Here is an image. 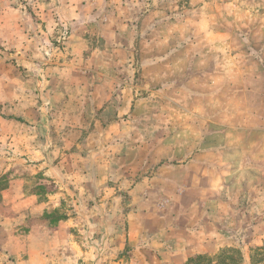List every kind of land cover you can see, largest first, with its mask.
<instances>
[{
	"label": "rangeland",
	"instance_id": "374dc122",
	"mask_svg": "<svg viewBox=\"0 0 264 264\" xmlns=\"http://www.w3.org/2000/svg\"><path fill=\"white\" fill-rule=\"evenodd\" d=\"M0 1L48 23L37 36L26 20L0 45V264H169L171 253L146 245L142 228L176 236L168 212L181 204L165 207L176 190L160 168L188 161L198 144L226 150L196 157L227 166L231 191L245 198V214H216L225 216V235L202 253L234 247L252 264L264 244L258 0L215 10L211 27L191 26L192 0H132L134 10L113 1L112 20L104 12L65 17L66 0ZM258 195L261 203L250 199Z\"/></svg>",
	"mask_w": 264,
	"mask_h": 264
},
{
	"label": "crops",
	"instance_id": "0c3cea01",
	"mask_svg": "<svg viewBox=\"0 0 264 264\" xmlns=\"http://www.w3.org/2000/svg\"><path fill=\"white\" fill-rule=\"evenodd\" d=\"M113 1L121 5L126 3V1L123 0H66L62 3V7L65 10V17H71L72 13L73 17L81 16V18H89L90 12H94L92 16L104 12L107 15V20H112L113 18L115 19L113 15L114 8L111 7L114 4ZM131 1L132 0H127L128 3H126V6H129L130 10H134V6L131 4L133 2ZM246 1L247 0L242 1L243 3H235V0H192L188 7H186L190 13V24L191 26H199V24L203 25L204 22H206L205 26L211 27L214 25L216 19L214 14L215 10H226L231 9V7H238V10H244V8L248 7ZM24 7L25 6L17 2L13 4L10 1H0V45H9V42L12 43V36L8 39L10 31L16 28L15 30L18 29L21 34V32H23L22 25L29 19L35 29H38L36 31L37 36H39L40 31V36H42L43 33L46 34L48 23L44 24L43 21L45 17L41 20L42 23L40 25L37 18V20L32 19L33 17L31 14L28 16ZM181 7H185V5L182 6L178 4V8ZM254 9L263 13L264 1L258 0ZM200 11L203 13L198 15L197 12ZM48 13L49 4L46 5L45 15H48ZM129 22L133 24L135 20H130ZM50 29H53L51 24L49 26V30ZM14 34L15 36L18 35L17 32H14ZM21 37L22 36H19L18 40L16 39V54H22V52H24L22 47L24 46L25 38ZM28 39L29 34L26 40ZM196 39L197 36L191 33L188 35V41L186 42L188 44H194ZM25 52H27V50H25ZM205 137L208 139L211 136L207 132ZM198 145L192 146L186 150V152L188 151L191 155L188 161L186 160V162H182L181 164L163 165V167L160 168L162 171H170L169 175L163 177L164 179L162 180L167 185L174 186L176 190L175 195H167L165 197V207L171 202H179L181 204L178 210L176 209L173 213L168 212V214H176L175 225L178 231L176 236L171 234L172 231H168L166 227H160L158 231L150 232L149 228H146L145 222L142 228V236L145 237V239H142L145 242L147 241L146 245L150 244V247H152L153 250H157L159 253L165 250L167 254L169 252L171 253L172 257H170L171 260L169 264H184L190 256L219 248L221 244L217 239L219 237H224L226 222L225 216L216 214H245L244 208L240 206V202H243L242 204L245 203L242 201V199L245 198L241 196L240 193L231 191L232 184L224 173L227 166L210 161L209 158L203 160L196 157L201 154H206L207 156L214 155V153L225 154L226 150L220 149L219 151H215L216 148L214 146L198 147ZM215 175L217 178L214 177ZM254 187L257 188L260 193L262 192V182L255 183ZM233 198L235 200L232 202ZM251 198L255 201L257 199L263 200L261 195H258V197L250 196V199ZM257 201L261 203L260 200ZM192 214H206V218L204 216L196 218L194 224L191 226V224L186 221ZM207 226L210 227L208 231L206 230ZM131 230V234L136 233L133 227H131ZM138 233L140 232H137V234Z\"/></svg>",
	"mask_w": 264,
	"mask_h": 264
},
{
	"label": "trees",
	"instance_id": "16d2710c",
	"mask_svg": "<svg viewBox=\"0 0 264 264\" xmlns=\"http://www.w3.org/2000/svg\"><path fill=\"white\" fill-rule=\"evenodd\" d=\"M243 259L239 249L228 247L213 255L195 254L190 256L185 264H243ZM251 261L252 264H264V244L254 250Z\"/></svg>",
	"mask_w": 264,
	"mask_h": 264
}]
</instances>
